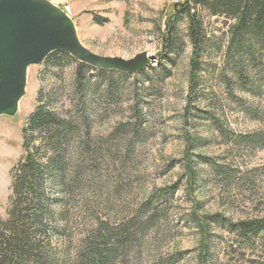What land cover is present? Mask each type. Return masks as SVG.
Wrapping results in <instances>:
<instances>
[{
  "label": "rangeland",
  "instance_id": "obj_1",
  "mask_svg": "<svg viewBox=\"0 0 264 264\" xmlns=\"http://www.w3.org/2000/svg\"><path fill=\"white\" fill-rule=\"evenodd\" d=\"M50 1L72 8L78 36L94 53L129 59L147 51L152 62L135 75L88 70L84 101L75 85L80 61L68 52H53L28 68L16 114L0 116V219L8 217L11 170L25 153L24 128L46 96L52 109L73 119L64 145L63 185L50 191L65 212L61 220L59 205L53 208L64 229L53 238L62 257L73 261L90 239L108 228L119 234L131 224L134 235L120 244L111 264H200L193 199L204 216L234 221L264 216V63L249 71L259 76L257 87L241 85L229 70L234 81L226 82L231 21L196 5L209 43L199 91L190 102L193 44L189 18L178 10L185 0ZM171 24L179 39L167 49L163 36ZM213 117L228 129L226 135L212 126ZM187 133L198 138L194 154H200L191 157L198 179L193 193L184 159ZM148 200L150 207H143ZM211 228L207 264H264L263 242L235 235L224 222ZM117 241L113 236L108 248Z\"/></svg>",
  "mask_w": 264,
  "mask_h": 264
},
{
  "label": "trees",
  "instance_id": "obj_2",
  "mask_svg": "<svg viewBox=\"0 0 264 264\" xmlns=\"http://www.w3.org/2000/svg\"><path fill=\"white\" fill-rule=\"evenodd\" d=\"M196 5H201L213 14L225 16L231 21L227 66L224 69L226 82L231 84L234 81L232 77L235 75L234 77L239 78L241 85L252 83L257 87L259 76H253L249 71L259 70L264 63L262 61L264 0H185L178 10L189 18L188 35L193 44L188 97L190 102L199 91L198 81L203 65V52L206 44L209 43L203 20L194 11ZM163 37L165 48L172 49L179 39L177 26L175 24L168 26ZM54 52L64 53V51ZM78 63L75 85L80 100L84 101L83 98L89 92L86 77L88 70L103 72L104 69H97L81 61ZM228 70L232 77L227 74ZM248 79H250L249 82ZM106 92L112 94L110 87ZM50 103V99L46 96V101L39 104L36 111L29 116L27 126L24 128L25 153L11 170L12 196L8 217L0 219V264H111L120 244H128L134 235L131 224L123 225L124 229L119 234L108 228L105 233L98 234L93 240L90 239V242L82 247L77 259L73 261L70 257H62L55 249L53 238L62 237L64 229L59 228L56 222L58 218L53 211L55 206L59 205L60 208L61 199L51 196L50 191L56 186L62 188L63 185L64 145L70 136L73 119L65 118L61 112L52 109ZM133 110L135 114L138 113L137 105L133 107ZM80 113L83 114L82 110ZM212 119V126L215 125L224 132L223 135H226L228 129H224L217 117ZM197 139L189 136V133L186 134L184 159L190 193H193L194 185L198 181L197 170L191 160L194 155L200 156V154H194L198 148ZM158 195L159 193L155 197ZM193 201L200 210V202H196V199ZM143 207H150L149 200ZM196 209L191 212V219L197 223L201 235L200 264H207L211 255L210 238H212L211 223L213 222H224L235 235L251 239L254 243L263 242L264 246V216L234 221L226 217L218 219L216 217L218 214L200 215ZM59 215L63 220L65 215L63 207L60 208ZM113 236L118 238L116 246L108 248V243Z\"/></svg>",
  "mask_w": 264,
  "mask_h": 264
},
{
  "label": "water",
  "instance_id": "obj_3",
  "mask_svg": "<svg viewBox=\"0 0 264 264\" xmlns=\"http://www.w3.org/2000/svg\"><path fill=\"white\" fill-rule=\"evenodd\" d=\"M54 51L68 52L97 69L132 75L152 62L147 51L129 59L94 53L81 42L72 17L50 0H0V116L16 114L28 68Z\"/></svg>",
  "mask_w": 264,
  "mask_h": 264
},
{
  "label": "built area",
  "instance_id": "obj_4",
  "mask_svg": "<svg viewBox=\"0 0 264 264\" xmlns=\"http://www.w3.org/2000/svg\"><path fill=\"white\" fill-rule=\"evenodd\" d=\"M63 10H64L68 15L71 16V14H72V8H71L70 6H68V5L64 6Z\"/></svg>",
  "mask_w": 264,
  "mask_h": 264
},
{
  "label": "crops",
  "instance_id": "obj_5",
  "mask_svg": "<svg viewBox=\"0 0 264 264\" xmlns=\"http://www.w3.org/2000/svg\"><path fill=\"white\" fill-rule=\"evenodd\" d=\"M54 1V0H53ZM54 2H56V1H54Z\"/></svg>",
  "mask_w": 264,
  "mask_h": 264
}]
</instances>
